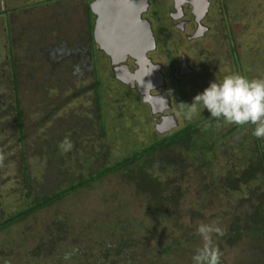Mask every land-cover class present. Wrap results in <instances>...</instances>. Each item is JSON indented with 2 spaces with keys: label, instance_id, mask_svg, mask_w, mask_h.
<instances>
[{
  "label": "rangeland",
  "instance_id": "obj_1",
  "mask_svg": "<svg viewBox=\"0 0 264 264\" xmlns=\"http://www.w3.org/2000/svg\"><path fill=\"white\" fill-rule=\"evenodd\" d=\"M79 1L81 2V0H59V2L54 1L45 4L43 0H4L3 4L0 0V64L10 54L11 43L6 38L7 26L9 27L11 24L13 27L14 38L11 41L13 42L14 54L18 57L21 54L27 55L28 53L24 49L26 44L29 45L30 43H27L28 41L24 37L18 39L19 33L25 28V37L28 36V30H31L28 28L30 20L35 23V20L45 16L48 17V21L51 19L52 22V13H55L56 9L59 12L64 5H70L73 9H69L68 12L64 9L61 10L63 16L69 13L68 18L71 16V20L69 21L66 16L63 21L62 19L58 21L62 25L60 37L74 39L78 34V27L86 19L84 4ZM55 3H57L56 6H52ZM150 4L147 15L152 16L154 25H157L159 17H156L154 10L157 11V14L162 12V19L165 21L164 26L167 30L166 38H161L156 51L150 55L155 62H160L164 66L169 63V60H166L167 51L170 53L171 59L174 60V78L168 76L169 79L166 78L165 86L158 90L165 91L166 97H171V107L166 113H173L178 120V125L171 129L175 130L186 122L199 121L206 114H210L205 108L198 110L191 119H188L185 117L186 105L184 103H191L193 96L202 91L214 78L219 80L231 73H239L249 78H264V0H214L212 15L208 18L212 27L204 37L192 41L186 39V35L192 31L180 32L173 27V21L168 16V11L172 8L171 0H151ZM46 27L52 32L59 29V26L55 24ZM156 33L157 36L160 35L158 27H156ZM51 37L50 35V38L49 36L45 38V41L38 48H44L49 42H58L56 40L51 41ZM37 38L36 35L35 40ZM57 46L61 47V44L59 43ZM58 47L53 48L59 49ZM183 53L189 57L188 64L193 68V72L180 76L177 67L181 63ZM93 54L99 71L102 120L106 129L105 138L102 139L97 137L102 126L97 121L98 111L95 109L92 98L94 92L89 91L79 97H69L74 89L88 85L94 77L91 75L84 79L81 77L75 82L73 78L75 74L71 75L68 71L65 74L66 77L71 83L74 80V84H76L73 89L69 84L68 88L61 94V91L54 87L50 88L44 82L43 86L48 87V91L41 92V90L35 89H32L35 90L33 92L29 91V86L35 80L31 77H37L41 82L40 78L46 77V75L50 78L61 76L56 71L51 73L50 67L45 66L44 58L38 61L37 69L33 74L30 63L29 71L25 70L21 76L20 95L22 107L27 116L25 118L27 171L36 186L44 187L45 180H49L47 176H50L49 170L53 168L47 164V160L52 155L51 149L54 142L59 143L57 157L67 154L70 157V170H73L75 175L87 174L91 167L93 169L94 167H102L108 162L114 163L134 151L141 150L159 136L151 107L148 103H143L142 95L135 94L132 89H128L115 77L110 60L102 51L95 48ZM129 63L131 67L134 66L132 61ZM27 79L29 86H26ZM58 104L60 109L55 111L48 120L43 121L41 118L44 113L50 111L51 108L55 110ZM2 121L5 122L6 119ZM231 125L233 123H228L222 119L216 123V132L219 135L224 134L228 132ZM4 130L7 131L0 133V165L4 163V166H0V212L2 209L8 213L23 207L28 199L23 190L22 169L18 166L20 156L14 149L17 148L15 140L18 138V134L14 133L13 129ZM165 132L170 131L166 130ZM226 140L228 144H236L238 136L234 133ZM103 142L107 143L108 148V157L105 160L103 157L104 148L101 144ZM91 144L93 145L92 148ZM223 155H227L224 148L218 152L220 158ZM225 161L218 160L215 165L218 168L214 166L213 171L217 174L220 172L219 178H223L226 189L231 191V195L235 199L246 197L245 194L249 191L245 190L247 188L246 182L242 180L241 184H236L237 179H225L227 176V171L223 166L226 164ZM212 166H209V169ZM130 176L132 173L128 169L105 176L91 187L72 193L52 206L38 211L26 221L13 226L11 237L15 240L19 239L18 234L21 233H25V236L29 237L25 239L26 242H17V245L20 246L18 247L19 253L26 252L25 257L30 254L33 255L34 252H29L30 244L33 242L32 238L56 220H66L68 222L67 227L75 232L66 241L73 240L78 232L80 235L85 233L89 236L85 240L81 239L82 244L89 242L88 244H91L92 248L96 247V250L91 249V253L97 252V246L106 245V242L111 240L110 230L114 223L118 220L128 222L127 217H129L132 221L137 218L145 222V225L141 227V232L137 230L134 235L137 240L141 238L143 244L137 247L135 261L132 260L130 264H190V252L186 254L190 247L174 246L172 255L164 257V255H157L158 249L162 246L160 241L162 239L164 241L171 240L170 238L173 237H177L181 241L185 238L191 239V234L196 232L200 224L215 225V216L223 214L224 210L232 207L231 203L233 202H229L230 199L223 197L221 188H218L217 194L214 191L215 196L211 192L203 197L196 177L191 179V182L185 177L180 183L181 188L177 189L179 196L176 195L174 200L177 201V205L173 204L174 201L168 205L170 206V213L165 215L166 217L163 219L158 216H148L146 208L152 206L151 201L155 204L156 200H154L153 194L156 193L157 188L151 184L150 179H147V183L144 184L145 188L143 185L137 188ZM51 182L52 186L55 185L53 180ZM241 207L245 208L244 206ZM156 219V225L154 223L155 227H152L151 221ZM53 229L55 230V226ZM213 233L214 231L209 233V236L211 237ZM9 234L7 231L0 232V240L8 238ZM194 242L193 247L205 243L200 234ZM243 243L244 241H239L237 245L234 244L235 246L232 247L224 244L226 249L223 250V256L225 259L235 264L236 259L241 256L240 249ZM23 244L26 246L23 247ZM212 244L217 249L216 242H212ZM148 248H155L156 252L149 255ZM91 253L88 257L92 255ZM137 256H139L138 260ZM154 258H157L156 262H153ZM100 261L103 264L106 259ZM125 263L126 260L124 259L122 264ZM88 264L98 263L96 259L88 258Z\"/></svg>",
  "mask_w": 264,
  "mask_h": 264
},
{
  "label": "trees",
  "instance_id": "obj_2",
  "mask_svg": "<svg viewBox=\"0 0 264 264\" xmlns=\"http://www.w3.org/2000/svg\"><path fill=\"white\" fill-rule=\"evenodd\" d=\"M54 1L59 2V0H43L45 4ZM80 3L84 4L86 19L78 27V34L74 39L70 37L61 38L62 25L58 23L60 19L63 21L66 16L68 18L69 13L63 16L61 10L64 9L68 12L69 9H73L70 5L63 4L64 8L62 7L59 12L56 9L51 16L52 22L51 19L48 21V17L45 16L35 20V23L30 20L28 28H31V30L27 28L28 36L25 37L24 33L26 31L24 28L17 37L18 39L24 37L27 39V43H30L29 45L26 44L24 49L28 53L27 55L21 54L18 57L14 54L13 42L11 41L14 38L13 27L11 24L6 27V38L11 43V48L10 54H8L9 59H7V56L5 61L0 64V133L7 131L4 129H13L14 133L18 134V138L15 140L17 148H14V146L13 148L20 156L18 166L22 169L23 190L28 200H26L27 203L23 207L15 211L5 213L1 209L0 232L7 231L10 234L7 236L8 238L0 240V264H4V261H8L9 264H88V258L96 259L98 264H101V259H106L103 264H122L124 259L126 260L125 264H130L132 260L135 261L137 247L142 246L143 242H141V238L137 240L134 235L137 230L141 232V227L145 225L143 220L137 218H134V222L129 217H127L128 222L116 221L110 230L111 240L106 242V245L97 246V252L92 253L91 249L96 250V247L92 248L91 244H88L89 242L84 245L81 242V239L85 240L89 236L85 233L80 235L78 232L73 240L66 241L75 233L67 227L68 222L66 220H56V222L48 224L43 231L34 235L33 238L31 237L33 242L30 244L29 252L34 253L28 257H25L26 252L19 253L18 247L20 246L17 245V242H26L25 239L29 237H26L25 233L18 234V240L11 237L13 226L26 221L38 211L52 206L72 193L91 187L105 176L117 174L127 169L131 171L132 176H130V179L135 182L137 188L142 185L145 188L144 184L147 183V179H150L151 184L156 186L157 191L153 194V198L156 200L155 204L151 201L152 206L146 208V213L148 216H158L162 219L170 213V206L168 205L176 199L177 189L181 188L180 183L185 177L190 182L191 179L196 177L203 197L211 192L215 196L214 191L217 194L218 188H221L223 197L230 199L229 202L233 203H231L232 207L224 210L223 214L216 215L214 219V226L222 232V234H218L214 231L210 237L213 243L216 242L217 250H220L219 264H232L223 256V250L226 249L224 244L232 247L237 245L239 241H244V243L240 249L241 256L236 259L235 264H264V137L252 135V129L255 125L251 123L233 124L228 132L219 135L216 132V123L221 121L222 118L217 119L211 117L210 114H206L199 121L186 122L183 126L175 128V130L171 129L170 132L160 133L156 130L159 136L149 145L118 159L114 163L108 162L102 167H94L93 169L91 167L87 174L74 175L73 170H70V157L67 154L57 157L59 143L54 142L51 149L52 155L47 160V164L53 168L49 170L51 173L50 176H47L49 180H45L44 187L33 184L27 171L25 141V118L27 116L24 113L20 95L21 76H23L25 70L29 71L30 63L32 64L31 73L33 74L37 69L38 61L44 58L45 66L50 67L51 73L56 71L58 75L64 76L62 78L61 76L50 78L46 75V77L40 78L41 82L37 77H31V79L35 78L34 82L29 86L27 79L26 86H29L28 90L32 92L35 90L48 91V87L43 86L45 82L50 88L54 87L62 94L69 84H71V89L75 87L74 80L77 82L81 77L84 79L86 76L90 77V75L94 77L88 85L74 89L69 97H79L89 91L94 92L92 98L95 109L98 111L97 121L102 126L97 137L102 139L106 135L102 120L101 83L98 77V66L93 54L96 43L93 36L95 16L90 9L89 0H81ZM56 4H52V6H56ZM68 19L70 21L71 16ZM49 23L59 26V29L56 32L49 31V28L46 27H51ZM49 34L52 36L51 41L56 40L58 42H49L44 48L39 49L38 47L45 41V38H48V36L50 38ZM36 35L38 38L35 40ZM59 43L61 47L57 46ZM68 71L71 75L75 74L72 83L65 75ZM59 107L58 104L55 110L51 108L50 111L44 113L41 119L43 121L48 120L51 115H54L55 111L60 109ZM3 119H6V121L3 122ZM234 133L238 136V142L228 144L226 142L227 137L232 136ZM101 144L104 148L103 157L105 160L108 157L107 143L103 142ZM90 146L93 147L92 144ZM222 148L226 150L227 155L220 158L218 152ZM218 160H226V164L223 165L227 171L226 180L237 179L236 184H241L242 180L247 183L245 190L249 191L245 194L246 197L235 199L231 195V191L226 189L223 178H219L220 172L217 174L213 171V167ZM211 165L213 166L209 169ZM0 166H4V163ZM52 180L55 183L53 186L51 184ZM176 203L177 201H174L173 204L177 205ZM157 219L151 221L152 227H155ZM54 226L55 230L53 229ZM62 229L66 230L62 231ZM145 234L148 235L149 233ZM198 236L199 234L196 231L191 234V239L185 238L181 241L179 238L173 237L170 238L171 240L167 239V242L162 239L160 241L162 246L158 249L157 255L171 256L174 252V246L179 245L183 248L190 247L186 254L190 252L192 258L194 251L203 246L202 244L192 246ZM22 246L26 245L23 244ZM89 249L92 254L90 257H88L90 255ZM155 252V248H148L149 255ZM136 258L138 260L139 256ZM191 258L189 262L193 264ZM156 260L157 258H154L153 262H156Z\"/></svg>",
  "mask_w": 264,
  "mask_h": 264
},
{
  "label": "water",
  "instance_id": "obj_3",
  "mask_svg": "<svg viewBox=\"0 0 264 264\" xmlns=\"http://www.w3.org/2000/svg\"><path fill=\"white\" fill-rule=\"evenodd\" d=\"M149 6V0H93L90 3L92 12L96 15L93 36L99 48L111 58L116 77L123 83L133 87L138 82L139 92L144 94V101L152 103L159 100L164 105L153 112H161L169 107L168 99L163 94L147 99L150 90L162 85L164 77L160 71V64L154 63L146 52L155 46V39L151 22L143 17ZM136 56L137 67L131 70L127 57ZM122 72L128 74L127 78ZM153 106V105H152ZM168 118L172 122L161 127L162 122L156 124V129L163 133L176 126L173 115Z\"/></svg>",
  "mask_w": 264,
  "mask_h": 264
},
{
  "label": "clouds",
  "instance_id": "obj_4",
  "mask_svg": "<svg viewBox=\"0 0 264 264\" xmlns=\"http://www.w3.org/2000/svg\"><path fill=\"white\" fill-rule=\"evenodd\" d=\"M184 104L185 117L188 119L198 110L206 108L213 118H222L238 125L251 123L255 125L252 135L264 137V78H249L239 73L227 74L219 80L214 78L193 96L191 103ZM161 112H157L158 115ZM157 113L153 112L154 115ZM196 231L205 243L194 251L191 258L193 264H219L220 254L213 246L209 233L215 231L222 234L221 230L214 225L202 223ZM4 264L9 262L4 261Z\"/></svg>",
  "mask_w": 264,
  "mask_h": 264
},
{
  "label": "flooded vegetation",
  "instance_id": "obj_5",
  "mask_svg": "<svg viewBox=\"0 0 264 264\" xmlns=\"http://www.w3.org/2000/svg\"><path fill=\"white\" fill-rule=\"evenodd\" d=\"M7 1H9V0H7ZM89 1L91 3L93 0H89ZM150 1H149V5H151ZM171 1H172V8L169 11L167 9V11H168V16L173 21V27L175 29H177L178 31H180V32L186 31V30L192 31L190 34L188 33L186 35V39L188 41H192V40L204 37L206 35V32H208L210 30V28L212 27V26H210L208 18H209V16L212 15L211 12L213 11V2H214V0H171ZM1 2H3V4H4V0H1ZM193 4H195V7L193 6ZM196 4H198V7H200V12H198V13L195 11ZM148 7H147V10L143 13V17L148 18L150 20V22H151V27L153 29V34H154V39H155V46L150 48L146 52V54L152 60V62L160 64V71L162 72L163 77H164V83L162 85H159L158 87L150 90V93H151V96H152L151 99H153L154 96L163 94V97L168 99L169 107H166L164 109V112H161L159 115H154L153 114V106H152V104L150 102L144 101L145 95L141 94L139 92V86H138V82L137 81H135V85L133 87H131L128 84H125L121 80H119L116 77V75H115V77L124 86H126L128 89H132L135 94H139V95L141 94L142 95V98H143V101H144L143 103H148L149 106L151 107V112L153 114V118L156 121V123H159L161 121L163 123L165 121V122H169L168 124H170L172 122V119L171 118L169 119L168 116L169 115H173L174 119L176 120V125H178V122H177L178 120H177L176 116L173 113H168V114L166 113L168 111V109H170V107H171V102H170V98L171 97H169V98L166 97V92L165 91H158L159 89H161V87L165 86L166 78L169 79L168 76H170V78H174V70H173L174 60L171 59V55L167 51L168 54H166V60H169V63H168L167 66H164L160 62H155L154 58L150 55L151 53L156 51V49H157V47H158V45H159V43L161 41V38L164 39V38H166V35H167L166 34L167 30H166V27L164 26L165 21H163V19H162L163 13L160 12L159 14H157V11L154 10L155 11L154 14L156 15V17H159V19H158L159 21H157L158 24L154 25V19L152 18V16L150 17V15L149 16L147 15V13H148V11L150 9V7L149 8ZM94 16L96 18L95 14H94ZM167 22L170 23L168 20H167ZM156 27H158V29L160 31V35L159 36H157ZM165 45H166V43H165ZM95 48H97L100 51H102L103 54H105V56L109 58L110 64H111L110 56H108L102 49H100L97 43H95ZM181 56H182L181 57V63H179V65L177 67L178 74L180 76H182V75H187V74L192 73L193 72V68L188 64V58L189 57H187V55L185 53H183ZM89 59H88V61H89ZM136 60L137 59H134L133 57L128 55L126 61L128 62L129 67H130L131 70H134L137 67ZM131 61L134 64L133 67L130 66L129 62H131ZM111 66H112V70L114 72V65L111 64ZM114 74H115V72H114ZM176 77H178V75H176ZM176 77H175V79H178ZM175 79H173V80L175 81ZM152 101H155V100H152ZM156 102H159V100H157ZM157 104H156V106H157Z\"/></svg>",
  "mask_w": 264,
  "mask_h": 264
},
{
  "label": "bare ground",
  "instance_id": "obj_6",
  "mask_svg": "<svg viewBox=\"0 0 264 264\" xmlns=\"http://www.w3.org/2000/svg\"><path fill=\"white\" fill-rule=\"evenodd\" d=\"M193 6L195 7V4H193ZM195 11L197 13L200 12V7H198V4H196ZM131 57H133L134 59H137L136 56H131ZM122 76L127 78L128 74L126 72H122ZM146 98L147 99H151L152 97H150V95H149ZM156 101H157V99L155 101H152L153 108L156 109V110L157 109H161V107L164 105V103L162 104L160 101L159 102H156ZM156 104H157V106H156ZM166 123L167 122L164 121L163 124L161 125V127H165L166 126Z\"/></svg>",
  "mask_w": 264,
  "mask_h": 264
}]
</instances>
